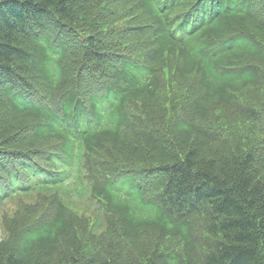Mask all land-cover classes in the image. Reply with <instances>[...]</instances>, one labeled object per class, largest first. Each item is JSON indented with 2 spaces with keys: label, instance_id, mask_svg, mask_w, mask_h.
<instances>
[{
  "label": "trees",
  "instance_id": "trees-1",
  "mask_svg": "<svg viewBox=\"0 0 264 264\" xmlns=\"http://www.w3.org/2000/svg\"><path fill=\"white\" fill-rule=\"evenodd\" d=\"M0 202V264H264V0H0Z\"/></svg>",
  "mask_w": 264,
  "mask_h": 264
},
{
  "label": "rangeland",
  "instance_id": "rangeland-1",
  "mask_svg": "<svg viewBox=\"0 0 264 264\" xmlns=\"http://www.w3.org/2000/svg\"><path fill=\"white\" fill-rule=\"evenodd\" d=\"M80 187H82L81 184H80ZM75 196H76V198H74ZM75 196L74 197L72 196V200H74L72 202L73 203H77L78 205H80V207H78V209L83 210L86 213L91 214L92 216H95V214H97V212L92 210L91 207H90V205L92 204L91 199L94 200L95 202H97V201L92 196H91V199H90L89 198V196H90L89 193L83 194V195L75 194ZM78 200H80L84 205L82 203L78 202ZM7 208L10 209L11 212H13L14 210L18 209L17 207H15V205H8ZM21 211H22V209H21ZM2 223L3 222H0V241L7 235V233L5 231V228L3 227Z\"/></svg>",
  "mask_w": 264,
  "mask_h": 264
}]
</instances>
